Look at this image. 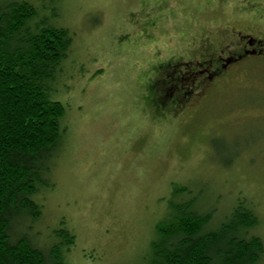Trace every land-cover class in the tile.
Instances as JSON below:
<instances>
[{
	"label": "rangeland",
	"instance_id": "obj_1",
	"mask_svg": "<svg viewBox=\"0 0 264 264\" xmlns=\"http://www.w3.org/2000/svg\"><path fill=\"white\" fill-rule=\"evenodd\" d=\"M26 1L73 38L52 90L65 139L53 186L37 197L36 245L56 246L66 264H147L156 224L191 200L213 212L210 228L247 201L264 242V65L193 86L181 105L158 103L170 62L264 32V0ZM60 229L74 246L57 245Z\"/></svg>",
	"mask_w": 264,
	"mask_h": 264
},
{
	"label": "trees",
	"instance_id": "obj_2",
	"mask_svg": "<svg viewBox=\"0 0 264 264\" xmlns=\"http://www.w3.org/2000/svg\"><path fill=\"white\" fill-rule=\"evenodd\" d=\"M37 5L0 0V264H66L56 246L40 248L29 235L43 214L37 197L53 186V161L64 144L65 109L51 96L73 41ZM213 216L192 200L172 204L155 226L147 264H264L250 203L239 202L210 228ZM53 237L74 246L65 229Z\"/></svg>",
	"mask_w": 264,
	"mask_h": 264
},
{
	"label": "flooded vegetation",
	"instance_id": "obj_3",
	"mask_svg": "<svg viewBox=\"0 0 264 264\" xmlns=\"http://www.w3.org/2000/svg\"><path fill=\"white\" fill-rule=\"evenodd\" d=\"M236 37L218 48L210 58L203 56L202 60L194 63L180 60L170 62L163 84L165 87L160 90L162 102L170 103L171 107L181 105L187 100L193 86L204 92L208 85H215L233 68L243 66L245 70H251V65L255 63L264 65V32L258 35L245 29L238 31Z\"/></svg>",
	"mask_w": 264,
	"mask_h": 264
}]
</instances>
